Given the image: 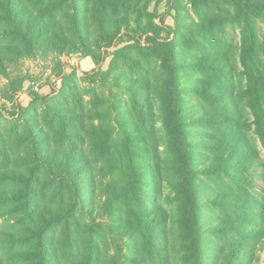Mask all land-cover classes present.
<instances>
[{
  "label": "trees",
  "instance_id": "1",
  "mask_svg": "<svg viewBox=\"0 0 264 264\" xmlns=\"http://www.w3.org/2000/svg\"><path fill=\"white\" fill-rule=\"evenodd\" d=\"M259 172L264 0H0V264H264Z\"/></svg>",
  "mask_w": 264,
  "mask_h": 264
},
{
  "label": "rangeland",
  "instance_id": "2",
  "mask_svg": "<svg viewBox=\"0 0 264 264\" xmlns=\"http://www.w3.org/2000/svg\"><path fill=\"white\" fill-rule=\"evenodd\" d=\"M160 11L162 13H166L167 6L166 2L160 4ZM167 23L170 25L174 24V20L171 16H167L166 19ZM110 58H107L106 62L103 64L104 69L108 67ZM95 65L90 58L87 57H77L74 56L72 58H64L63 60V68L66 72H71L74 69L78 74L85 73L87 71H90L92 66ZM55 64L52 63V61L49 60H30L27 59L24 61V63L21 64L20 70L24 73L29 74L32 79L36 80L40 84V92H38L40 95H47L51 93L53 90H57L60 86V82L57 80V72L59 69H55ZM30 80V81H31ZM4 82H1V84ZM25 91L20 94L19 102L22 104H27L30 99V93L32 92V88L29 85V81L25 83ZM263 158V154H262ZM261 171V170H259ZM256 189L260 193L264 195V179L261 176V173L256 175Z\"/></svg>",
  "mask_w": 264,
  "mask_h": 264
},
{
  "label": "built area",
  "instance_id": "3",
  "mask_svg": "<svg viewBox=\"0 0 264 264\" xmlns=\"http://www.w3.org/2000/svg\"><path fill=\"white\" fill-rule=\"evenodd\" d=\"M29 85L33 91L40 92V84L36 80L33 79V80L29 81ZM25 92H27V91H25ZM19 99H20V95H19Z\"/></svg>",
  "mask_w": 264,
  "mask_h": 264
},
{
  "label": "crops",
  "instance_id": "4",
  "mask_svg": "<svg viewBox=\"0 0 264 264\" xmlns=\"http://www.w3.org/2000/svg\"><path fill=\"white\" fill-rule=\"evenodd\" d=\"M94 67H95V65L92 66V68H94Z\"/></svg>",
  "mask_w": 264,
  "mask_h": 264
}]
</instances>
